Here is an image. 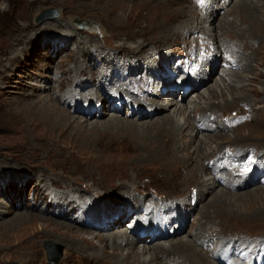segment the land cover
Listing matches in <instances>:
<instances>
[{
    "label": "rangeland",
    "instance_id": "1",
    "mask_svg": "<svg viewBox=\"0 0 264 264\" xmlns=\"http://www.w3.org/2000/svg\"><path fill=\"white\" fill-rule=\"evenodd\" d=\"M114 1L112 5L110 0H0V264H106V260L93 259L96 260L93 261L89 256L90 248L81 249L83 246L81 235L87 240L93 239L97 244L94 238L96 234L106 237L124 230L129 242L133 241V244H136L135 234L152 230L138 224L136 221L138 218L133 217L134 209H131L133 211L130 214L127 213L125 206L130 208L131 203L130 201L126 203V196L120 194L115 188L121 184L120 181L125 187L137 188L134 198L142 196L155 201L160 200L162 204H165V201L166 203L177 201L179 205L185 203L187 207L192 206L193 209L189 216L180 223L179 233L167 239H158L157 242L189 238L195 241V246L205 250V254H208L215 248L216 252L221 250V247L214 241L207 243V248L204 249L203 246L196 244L198 239L216 238L212 236L221 234L217 238L225 240L237 235L248 241L253 240L250 243L251 247L249 246L252 248L256 238L264 236V193H261L264 189L260 188L264 186V183L254 182L244 187L234 183L230 189L223 188L221 193L226 195H222L224 197L221 199L225 201H212V195L221 191L217 185L213 193L202 196V200L196 202L194 206L189 204L192 194L187 197L186 201L177 198L178 196L185 198L189 187H192L190 185L186 189H180L178 185L181 181L188 183L187 172L182 169L186 168L184 164L190 158L185 155L189 151L190 156H196V153L192 151L194 146L198 145L200 137L213 135L210 139L207 138L208 145L202 147V155L208 156L213 149L217 152V149L223 148L225 153L232 149H240L243 152V166L238 167L237 165V173H241L242 170L255 173L250 165L258 162V154H264V12L259 13L261 25H255L254 22L250 24L247 21L246 23V19L243 21V13L240 9L233 8L237 0L226 1L225 7L222 8L220 0L218 11H211L208 16L202 12L210 5L209 0H206V3H204L205 0L203 3L199 0ZM212 1L216 2V0ZM259 3L264 6V1ZM46 9H53L56 15L38 19L39 14ZM194 10L197 15H190L195 12ZM181 12L186 13L184 18L179 17L172 22L175 15ZM224 20L231 24L219 29L220 22ZM195 22L198 26H193L194 32H187V28H190L189 23L194 24ZM86 23H89V26ZM208 24L210 25L209 32L217 33V38L212 35L211 37L222 52L229 53L230 50L234 53L233 56L237 54L235 57L240 61L241 55L235 54L237 50L229 45V42L236 46L239 44L242 49H245V54L252 55V66L244 68L243 71V62H241V69H236L241 72L239 75L241 83L237 85L238 90L228 94L224 88L222 97L210 91L212 93L211 103L207 105V111H202L201 105L204 103L198 104L196 94L198 92L206 94L204 90L213 85L221 73H218L220 69L215 71L210 78L205 75L203 77L206 78L205 81L184 96L181 86L184 87L188 79L185 77L182 61L187 60L191 46L194 51H198L199 43L206 47L200 39L206 37L207 32H199L198 38H195V35L200 30V26L208 27ZM238 29L248 30V34H245L241 41L235 35ZM179 32L180 34L176 35ZM204 33L207 35L205 36ZM219 36L221 37L218 38ZM154 39L160 42L175 39L174 48L168 50L170 52L167 53L164 43H158L156 49L148 48L156 42L151 41L154 42L151 43L149 40ZM182 41H185V44ZM188 41L192 44L191 46L187 45ZM138 42L149 44L145 47L148 48L147 56L151 57L149 68H151L150 64L154 57L158 59L156 54L162 55L168 62V57H174L173 66L177 69L168 65V73L162 74V79H158L159 81L155 83L156 87L169 89V92L164 91L163 94L152 97L150 91L154 88L144 87L149 78L154 75V71L145 70L142 62L147 60L138 56L139 52L133 50L132 47H130L132 51L125 48V46H136ZM209 47L213 48L211 45ZM223 55V53L218 54L221 56V62ZM206 56L211 55L206 53ZM99 58L101 61L98 60ZM119 62H123L124 69L129 72V78H126V73L121 77L124 91L120 94L121 101L115 98L114 95L118 92L111 89L110 84L106 83L105 86L100 87L98 83L104 74L112 79L113 76L110 74L116 72V64ZM59 63L62 67L56 69ZM78 63L86 66L77 81L71 79L73 70L59 76L60 72ZM193 64L195 62H192V67L196 68ZM228 71L226 70V73ZM161 72L160 70L159 74ZM89 75H98L99 78H93L95 79L93 81ZM201 76L202 73L194 77L201 78ZM180 78L185 81L177 82ZM59 79L63 80L64 85L61 94L72 92L74 88L84 93L89 89L92 91L93 95L89 94V97L91 96L89 102L81 100L83 105L77 107L73 101H70L67 103V109L69 108L70 116L81 119H85L82 115H86L84 112L86 108L91 109L94 112V119H91L97 121L96 124L91 120L84 122L80 130L72 124L63 126L55 124L48 130L34 120L33 112L40 104L45 103L46 100L56 99V81ZM231 80L225 77L226 83L232 85ZM137 89L147 91V95L155 98L159 103L162 101L167 103V99L170 101L173 97L176 102L185 106L183 116L176 112L174 114L177 115L180 124H183L184 119L187 118L188 135L180 138L169 128L163 126L162 129L161 116L169 112L173 113V110L177 108L175 105H170L168 111L156 114L152 111L151 117H141V113L151 111L152 107H136L135 103V107L131 105L130 97L136 98L137 93L139 96L143 94ZM128 90L133 92L130 97L126 96ZM236 95L240 99L248 100L249 103L240 100L234 102L235 104L232 103L231 99ZM193 97L195 99L191 100ZM57 99L64 100L65 97L63 99L57 97ZM114 102L119 104L116 113L112 112ZM97 104L103 105L102 112L107 113L103 116L99 115L96 111ZM250 105H252L251 109ZM240 107L243 113L229 121V115L233 117L237 112H242ZM233 112L236 113L233 114ZM112 113L117 116V121L113 123L108 118ZM213 115H218L219 118L217 119V116L211 118L213 123L208 121L207 124H210L209 127L214 130L205 131L207 125L203 123L204 118L208 119ZM220 121H224L227 127L220 128ZM134 123L136 125H133ZM141 124L150 127L149 129L142 128ZM198 126H201V129L202 126L204 128L194 135V130ZM91 127H93L92 130L89 129ZM191 127L195 128L191 129ZM190 132L191 135H189ZM241 146L248 148L242 150ZM173 153L175 155H172ZM191 162L197 166L201 165L195 163L194 160H189L188 163L193 165ZM246 165L249 167H245ZM220 169L221 167L216 165L210 171L216 174ZM261 172L259 174L263 176L264 173ZM199 173L203 179V172L199 171ZM130 177L136 178L133 185L127 181ZM200 177L196 172L193 177L194 181L202 180ZM191 189L195 192L193 187ZM81 194L94 197L87 203L86 209H88L87 212L96 209L94 217L97 216V218L93 217L92 222L96 228L92 226L85 229L81 224L73 221V219H79L81 222L85 218V216L81 218V215L79 217L81 205L76 201L83 202L79 196ZM51 196L53 199L58 198L60 202L49 201ZM68 198L71 201L69 200V204L64 205V201ZM105 198L110 199L109 203L111 202L112 205L108 207V204L105 209H102V204L107 203ZM98 200L101 207L96 205L95 201ZM83 204L86 203L83 202ZM63 208H67L68 212L65 213ZM110 211L113 213L108 214ZM202 212L207 213V216L212 212V215L209 214L211 215L210 224L206 225L208 230L204 231L207 236L201 232L202 230L200 232L203 235H200V232L195 231L193 227L194 219L199 218ZM22 215H27V222L19 223L17 218ZM161 218L158 225L166 221L164 217ZM143 220L147 221V218ZM206 220L207 217L201 219V224H204ZM60 221L69 226L55 224ZM86 221H88L87 218ZM109 221L112 224H109L107 230H102ZM117 221H119L118 224ZM173 224L177 225L172 222L171 226ZM172 229H177V227H169L170 233ZM209 231L212 233L211 237L208 235ZM131 237L134 240H130ZM49 242H55L60 247L59 255L55 260L49 259L47 251ZM139 244L132 251L137 250ZM107 246L111 247L108 244ZM222 250L225 251V249ZM125 253L124 249L119 251L118 255ZM221 255H217L220 259L217 261L214 259V263L228 264V261H224ZM234 260L235 264L241 263V260L237 258ZM260 264H264V260Z\"/></svg>",
    "mask_w": 264,
    "mask_h": 264
},
{
    "label": "bare ground",
    "instance_id": "2",
    "mask_svg": "<svg viewBox=\"0 0 264 264\" xmlns=\"http://www.w3.org/2000/svg\"><path fill=\"white\" fill-rule=\"evenodd\" d=\"M219 1L220 0H216V2H213L212 0H209L210 5H208L205 8L204 12H202V13L207 14V16H208V15H210L211 11H213V12L214 11H218V8L220 6H221V8L223 6L225 7V5L227 3L226 1H228V0H221L222 4L220 6H219V4H220ZM260 1L263 2L264 0H259V1L237 0L236 1V6L233 7V8L240 9L241 13H243V21H245V19H246V23L248 21V23L254 22L255 25H258V24L261 25L260 24L261 23V18H260V14L259 13L264 12V6L260 5L261 4V3H259ZM110 2L112 3V5H113V3H115L114 0H110ZM204 3H206V0H205ZM144 8H145V4H144ZM182 12L179 15H175V17L173 18L172 22L177 20V18L183 17L184 15H186V13L183 14ZM190 15H197V13L195 11L194 13H191ZM119 19H121L120 16H119ZM194 21H196V20H194ZM86 24L89 26V23H86ZM229 24H231V23H229L228 21L224 20V21L220 22L219 29H222L223 27H225L226 25H229ZM194 25L198 26V23H196V22L194 24L189 23V27L191 28V30H190V28H187V32H190V31L194 32V30H192ZM237 26H238V24H237ZM241 27L242 26L240 25V28ZM199 29L200 30L197 31V33L195 35V38H198V33L199 32L206 31L208 35L204 33L205 36L206 35L207 36L206 37H201V39H200L201 43H203L206 47L201 46L200 43H199L197 45L198 51H194L193 47L191 46L192 44H190V41H188L187 45L191 46V50H190L191 52L186 57L187 60L186 61H182V63H184L183 64V70L185 71V77H187V79H188L187 84L190 86V88H185V87L181 86L182 87L181 90L184 92V96H187L188 93L191 90L193 91L194 89L199 87V85L202 84L205 81L206 78H203L205 75H207V77L210 78L215 71L220 69L218 73L221 72L220 73L221 76L219 75L218 78H216V80L214 81L213 85L208 87L210 89L207 88V89L204 90L206 92V94H204L203 92H201V93L198 92V94H196V97L198 98L197 99L198 100V104L201 105L202 102L204 103V105H201L202 106V111H207V105H209L211 103V98H212L211 97L212 93H210V91H213V93L216 94V96H218V97L221 96L222 97L223 93H224V91H223L224 88H226V90L228 91V94H231L232 91H234V90H238L237 85L241 83V80H240L241 78L239 77L241 72L240 71H236V69H238V68L241 69V64H240L241 62H243V71H244V68L251 67L252 66V55L248 56L247 54H245L244 53L245 49H242L241 46H239V44H237V46H236L234 44H231L232 42H229L230 43L229 45H231L232 47H234L237 50V52H235V54L238 53V54L241 55V56L239 55L240 56V61H238L239 59L237 60L236 59L237 57H235L237 54L235 56H233L234 53H232L230 50H229V53H230L229 54V53L224 52V51L222 52L219 49V47L217 46V43L215 41H213L212 37H211V35H212L214 38H217V36H216L217 33L209 32V29H210V25L209 24H208V27H205V25H203L202 27L200 26ZM212 30H213V28H212ZM235 33L234 34L237 35L238 38L241 41L242 38L245 36V34H248V30H246V29L244 30L243 29L242 31H240L238 29ZM179 34H180V32L177 33L176 35H179ZM225 34H226V32H225ZM181 35H182V37L184 36L182 34V32H181ZM220 37L221 36H219L218 38H220ZM255 37H256V35H255ZM125 38H128V37H125ZM256 39L257 38H255V40ZM174 40H171V41H168V42H160L157 39L149 40V42H151V41H156V42L155 43L151 42V43H154V44H152L151 47H148V48L153 49V47H154V49H156L158 43H164L166 45V46L164 45V48L167 50L166 51V53H167V52H170L168 50H172L174 48L173 47V41ZM192 40H193V38H192ZM182 42L185 44V41H182ZM219 43H221V42H219ZM146 44H148V43H144V42L142 43L141 42L139 44H136V46H125V48H129L130 49V47H132L133 50H135L136 52H139L138 56H141V58L147 60L145 62H142V64H144L145 70L149 71V69H151L152 71H154V75L152 77H150L149 81H147L146 84L144 85L145 88L146 87L147 88H149V87L154 88V89H152L150 91V96L153 97V96H156L158 94H163L164 91H166V92L170 91L169 89L168 90H164V89H160V88L156 87L155 83H156V81L158 79H162V77H163L162 74H167L168 73V69H167L168 65H171V67L173 69H177V67L173 66V64H174L173 63V58H174L173 56L172 57L171 56L168 57L169 58V62H168L167 59H164L165 57H163L162 55L156 54L158 56V59L155 56L153 62L150 64L151 68H149V61H150L151 57L149 55L147 56L148 48H145V47H147ZM210 45L213 48H210L209 47ZM148 46H149V44H148ZM227 47H230V46H227ZM132 49H130V50L132 51ZM227 49H229V48H227ZM114 50L119 51V50H117L115 48H114ZM206 53L211 55V57L209 59L207 58L208 61L206 63H204V61L206 60V57H207ZM219 53H223L225 55V56L223 55L222 62L220 61L221 60V56H218ZM194 54H195L194 59H196L198 57L200 58V63H198L199 61H197V66H203L201 71L197 72L198 75L200 73H202L201 78L200 77H194V76H196V74L194 73L196 68L192 67V62H194L193 59H192V56ZM242 54H243V56H242ZM135 55H137V54H135ZM164 56H165V54H164ZM227 57H229V59H227ZM98 60L101 61L100 58ZM161 61H163V62H161ZM188 63H189V67L184 69V67ZM61 65L62 64L59 63L57 65L56 69L61 68L62 67ZM85 66L86 65H82L81 66V63L80 64L78 63L76 65H72L71 67L73 69L72 68H67L63 72H60L59 76L61 77V76L65 75V73L70 72V71L73 70L74 73H73V75H72L73 77H71V79L72 80L74 79V80L77 81V79L79 78L78 76H81L80 74L83 72ZM124 66L125 65H124L123 62L122 63L121 62L117 63L116 64V72L113 73V74H110V76H113V78L111 79V77H108L107 74H104V75H102L103 78L99 79L100 81L98 82L100 87L101 86H105L106 83L110 84L111 85V89H114V91L118 92V96L115 97L117 99V101H121L120 100L121 99L120 94H121V92H124L122 90L123 81L121 80L122 75L125 73ZM138 66H139V64H138ZM160 70L162 71L161 74H159ZM226 70L227 71L229 70V71L226 73ZM189 72L193 73L192 76H191V74H189ZM128 74H129V72H127L126 78H129ZM89 77H91L90 79H92L93 81H95V79H93V78H97V79L99 78L98 75H89ZM225 77L227 79H232L231 80V82H233L232 85H231V83H226ZM62 81L63 80H60V79H59V81L58 80L56 81V87H57L56 99H52L50 101L46 100L45 103L40 104L39 107L33 112V115L35 116L34 120H36L39 125H42L45 129H48V130H50L51 126H54L55 124L56 125H60V126H63L65 124H68V125L72 124V126L78 128V130H80V127L83 128V123L84 122L85 123L86 122H90V120H91V121H94V123L96 124L97 121L92 120V119H94L93 118L94 117V112L91 109L86 108V110L87 109L88 110L84 111L86 113V115L85 116L82 115V116L85 119H81V118L70 116L69 115V111H68L69 108L67 109V103L70 102V101H73L75 103V106H77V107H80L81 105H83V104H81V100H82V102H86V101L89 102L90 101L89 98H91V96L89 97V94L93 95L92 91L89 89V90L86 91V93H84V91H76L75 88H74V90L72 89L73 90L72 92L61 94V91H62V89L64 87ZM183 81H185V80H180V82H183ZM251 81H253V79ZM78 83H80V81ZM234 84H236V85H234ZM138 91L143 93L142 94L143 97H141L142 95L139 96L138 93L136 94L137 95L136 98L130 97V95L133 94V92H131V90H128L126 92V96L131 98L130 100H131V105L132 106H134V103H135V106L137 105L136 107H138V106H141V107L148 106V108L152 107L151 111H148V112L144 111V113H141L140 114L141 117H146V118L151 117L153 115V114H151V113H153L152 111H154L155 114L158 113V112H161V111H166V110L168 111L170 105H175V106H177V108L173 110V113L169 112L168 114H163L161 116L162 117L161 118V123L162 124L161 123L160 124L162 126V129H163V126H165L166 128H169L172 132H174L180 138L182 136H185V135L187 136L188 135L189 132L187 131L186 128L188 127L189 122H188L187 118L184 119L183 124H180V122H179L180 120L177 118V115L174 114V112H176V113L182 114V116H183L184 112H185V109H186L185 106H183L182 104H179L178 102H176L173 99L172 96H170V97H172V98H170L171 99L170 101H168V99H167V103L166 102L164 103V101L159 103L155 98L153 99L152 97H149L147 95V91H143V90H140V89ZM170 95H174V93L173 94L170 93ZM57 97L59 99H63L65 97V99L64 100H58ZM105 97H104V99H105ZM80 98H82V99H80ZM104 99L102 98V101H104ZM194 99L195 98L193 97L191 100H194ZM239 100L240 101H244V102H248V100L238 98L237 95L235 97H232L231 102L234 103V102H237ZM142 101H144L143 104H140ZM205 101H208V102L205 103ZM96 102H98V100ZM86 105H88V103ZM118 105H116L115 102H114V106H112L114 109H112V112L116 113V111H118L117 110V109H119L117 107ZM65 106H66V108H65ZM97 106H98V108H96V111L99 112V115L103 116L104 114L107 113L105 111L102 112L103 105L101 106L100 104L99 105L97 104ZM251 108H252V105H250V109ZM75 109H76V107H75ZM240 109L242 110L241 113L233 112V114L236 113L235 116H233V117L230 116V115L228 116L229 117V121H231V119H234V117L240 116L243 113L242 107H240ZM179 116L181 117V115H179ZM213 116H210V118H208V119L206 118L207 116L205 117L206 119L204 118L203 123H206L205 125H207V127H206L207 130L205 129V131L214 130V129L209 127L210 124L209 125L207 124L208 121L213 123V119H211V118H216V116H217V119L219 118L218 115H216V116L213 115ZM108 118H109V121H112V123L117 121V116L113 115V113ZM34 120H33V122H34ZM126 123L127 122H125V124ZM220 123H221V125L219 126L220 128L224 129V128L227 127L225 125L224 121L223 122L220 121ZM238 123H241V122H238ZM133 125H136V123H134ZM147 126L148 125L142 126V124H141L142 128L147 127ZM243 126H244V124H243ZM149 127H147L146 129H149ZM200 127L201 126H198L197 129L195 127H191V129L195 128L194 135H196L200 130H202L204 128L203 126H202V129ZM236 127H237V125H236ZM236 127H234V128H236ZM134 128H136V127H134ZM152 128H153V126H152ZM215 128H216V126H215ZM89 129L92 130L93 127L89 128ZM138 133H139V131H138ZM161 134H163V133H161ZM189 135H191V132H190ZM159 136H161V135H159ZM171 136H173V135H171ZM211 136H213V135L200 137L198 139V141H199L198 145L196 147L194 146L193 151H192V152H194V154L196 153L195 157L190 156L191 154L189 153V151H188V154L185 155L188 158H190L184 164L186 166V168L182 169L183 171L187 172L188 183H187V181H181L179 183V185L177 184L180 189H186L190 185L195 189V192H194L191 189L192 187H189L188 195L185 198H183L182 196H178L177 197V198H182L184 201H186L187 197L190 194H192L193 196L190 198L189 204L190 205L192 204L193 206H194V204L196 202H199V201L202 200V198H203L202 196H206L208 194L213 193V191L215 189L214 187H216V185H217V187L218 186L220 187L221 191H220V193L218 192V193L212 195L213 196V199H212L213 202L221 201L222 200L221 197H224L222 195H226V194H222L221 193V192H223V188L224 189H230L232 187V184H234V183L236 185H242L243 187L247 186V185H250V184H252L254 182H258V184L264 183V175L261 176L259 174L261 171H262L261 173H264V171H263L264 170V154H261V153L258 154V157H259L258 158V162L256 164H251L250 165V166H252V169L254 170L255 173H249L250 170H242L241 173H237L236 172L237 165H238V167L241 166V165L243 166V160H242L243 152L240 149H236V150L232 149L231 151H228L226 153L224 152L223 148L220 149V150L217 149V152L214 151V149H213V150H211V154H209L207 152L208 156L204 155V154L203 155L201 154L202 147H204V146L206 147L208 145L207 138L209 137V139H210ZM167 146L169 147L170 145H167ZM234 146H237V145H234ZM240 148L243 150V149H247L248 147L247 148H243V146H241ZM233 150H235V151H233ZM229 152H231V153H229ZM172 155H175V153H173ZM196 158H197V160H196ZM202 159H203V161H202ZM189 160H192V161L194 160L195 163H200L201 165L197 166L196 164H193L192 162L191 163L193 165H191V164L188 163ZM181 164H183V163H181ZM205 165H206L207 168L205 167ZM216 165L220 166L221 169H220L219 173L213 174L210 171V169L212 167L216 166ZM247 166L248 165H246L245 167H247ZM199 171L203 172V179L199 176L200 175ZM196 172H197L198 177H200V179H202V180H200L198 182L194 181L195 179L193 178L195 176ZM255 174H257V175H255ZM255 176H257V177L254 179L253 177H255ZM118 178H120V177H118ZM123 178H125V177H123ZM121 180H126V179H121ZM135 180H136V178H132V177L127 178V181L130 182V185H133L135 183L134 182ZM120 182H121V184H119V186H116L115 188H117V191H119L120 194H124L126 196V198L128 199V200L126 199V203L130 201V203L133 204L132 208H131V204H130V208H128V206H125V209H126L127 213L130 214L133 211V210L131 211V209H134V211H135L134 213L135 214L133 215V217L134 218L135 217L138 218L136 220L138 222V224L144 225L145 227H147L148 229H151L152 231H143L141 233L135 234V240L131 237L130 240L136 241V244H133V241H132V243L129 242V239H127V234H126V232L124 230L114 232L112 234L107 235L106 237L103 236L104 238L102 236H98L96 234L94 236V238H96L97 244L94 243L93 239H88L87 240L84 236L81 235L80 238H81V242L83 243V246L81 247V249L82 248H84V249L85 248H90L91 252H89V251L88 252L90 253L89 256H91L92 260L93 259H96V260L97 259H101L103 261L106 260L105 261L106 264H217L216 262L214 263V259L217 261L218 259H220L217 255L218 254H222L221 258L224 261H228V264H235V260H234L235 258L241 260L240 264H243V261H244V264H260V263L263 262V260H264V236L256 238L252 248H250L251 247L250 243L253 240L248 241L247 239H243L242 237L237 236V235L235 237L233 236V238H228V239H225V240H219L217 238V236L219 237L221 234H217V236H212V237H216V238H205V239H202V238L198 239L197 238L198 240H197L196 244H199L200 246H203L204 249L207 248L206 247L207 243L214 242V241H216L219 244L218 246L221 247V250L216 252V248H215L214 250H212L208 254H205V252H204L205 250L203 251L199 247L195 246V244H194L195 241L193 242L189 238H184V239L183 238H175L174 240L170 239V240H166V241L163 240V241L157 242L158 239H167L168 237L172 236L173 234L175 235V234L179 233L180 223L182 221H184L189 216V214L191 213V211L193 209L192 206H188L187 207L185 205V203H182V205H179V202L177 203V201L168 202V203H166V201H165V204H162L160 200L155 201V200H153L151 198L142 197V196H140L138 198H134L133 196L135 195V193H137L135 191V190H137V188L125 187L123 185L122 181H120ZM195 183H196V186H195ZM174 188H175V185H174ZM260 188L264 189V186H262ZM261 193H264V192L262 191ZM39 194H40V192H39ZM68 195H70V194H68ZM79 196H81L80 199L83 202L86 203V204H83V202H80V201L76 200L77 203L81 205V212L79 214V217L81 215V218H83L84 216H85V218H83V220H81V222L79 221V219H77V220L73 219V221L76 222L77 224H81V226L85 227V229L86 228H90L92 226H95V225H93L92 222H93V217H94V215L96 213V209H94L92 212H87L88 209H86L87 208V206H86L87 203L89 201H91L92 198H94V197L92 195L90 197H88V196L86 197L84 194H81ZM51 197L52 198L49 201H53L54 200L55 202H58V203L60 202L59 200H57L58 198H54L53 199V196H51ZM172 199H174V198H172ZM69 200H70V198L66 199L64 201V205L69 204ZM99 200L95 201L97 207H101ZM109 201H110V199L107 200V198H105V202H107V203H106V205L102 204V209L103 208L105 209V207L108 204H109L108 207L112 205L111 202L109 203ZM222 201H225V200H222ZM58 203H56L57 206H58ZM143 203L146 205L145 208L149 209V211H148L147 214L140 212L139 213L140 215H139L137 213V211H138L139 207ZM210 203H211V201H210ZM148 205L151 206V208ZM68 207H69V205H68ZM63 210H65V213L68 212L67 208H63ZM69 210H70V208H69ZM89 213H90V215H87ZM111 213H113V212L110 211L108 214H111ZM114 213H116V212H114ZM209 214L212 215V212L209 213ZM209 214L207 216V213L205 214V212H202L200 214L199 218L194 219L195 221L193 222L194 223L193 227H194L195 231L200 232V230H202L201 232L204 234L205 233L204 231L208 230L206 225L210 224V221H211V219H210L211 215H209ZM145 217L147 218L146 223H144L145 221L143 220ZM161 217H164V219L166 220L165 221L166 223L164 222L163 224L158 225L159 224V220H162ZM206 217H207L206 222L204 224H201L200 220L201 219H205ZM40 218H42V217H40ZM86 218L88 219V221L85 222ZM94 218H97V216L94 217ZM17 220H19V223H22L24 221L27 222L26 221L27 220V215H22V217L19 216L17 218ZM118 222L119 221H117L116 223L118 224ZM172 222L177 223V225L173 224L171 226ZM55 224H57L59 226H64V227L65 226H69V224L63 223L61 221H60V223H55ZM109 224H112V223L110 221L107 222V226H105L102 230H107V227H109ZM157 225H158V228L156 227ZM166 225H168L167 229H166ZM41 226H43V224H41ZM174 226L177 227V229H172L173 232L170 233L169 232V227L171 228V227H174ZM66 228H68V227H66ZM95 228H96V226H95ZM155 229H157V230H155ZM201 232H200V235L202 234ZM75 233H77V232H75ZM147 233L150 234V236H148ZM98 234H100V233H98ZM211 234L212 233L209 231L208 235L210 237H211ZM75 235H78V234H75ZM90 236H91V234H90ZM206 236H207V234H206ZM194 240H196V239H194ZM151 241H153V243H151ZM53 243L55 245H57L55 242H53ZM149 243H151V244L149 245ZM231 243H232V246H230ZM107 244L110 245L111 247L108 248ZM137 244H139L138 247H137V250L132 251V249L135 248L137 246ZM243 244H245L244 247H243ZM224 247H227V248H224ZM124 249L126 250V253L118 255V252L121 251V250H124ZM222 249H225V251H223ZM233 249H234V251H233ZM238 254H241V256H239ZM245 257L246 258L250 257V258L246 259ZM96 260H93V261H96Z\"/></svg>",
    "mask_w": 264,
    "mask_h": 264
},
{
    "label": "water",
    "instance_id": "3",
    "mask_svg": "<svg viewBox=\"0 0 264 264\" xmlns=\"http://www.w3.org/2000/svg\"><path fill=\"white\" fill-rule=\"evenodd\" d=\"M54 14H55V11L53 9H46L39 14L38 19H42L45 17H51ZM48 244L49 245H48L47 251L49 253V259L52 258V260H55L57 258V256L59 255V250H60L59 248L60 247L55 245L53 242H49Z\"/></svg>",
    "mask_w": 264,
    "mask_h": 264
},
{
    "label": "snow or ice",
    "instance_id": "4",
    "mask_svg": "<svg viewBox=\"0 0 264 264\" xmlns=\"http://www.w3.org/2000/svg\"><path fill=\"white\" fill-rule=\"evenodd\" d=\"M199 2L203 3V0H199Z\"/></svg>",
    "mask_w": 264,
    "mask_h": 264
}]
</instances>
